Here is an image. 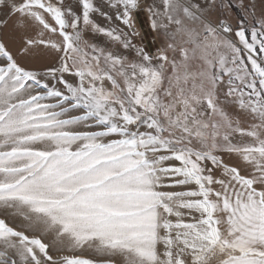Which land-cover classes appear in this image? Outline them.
Returning <instances> with one entry per match:
<instances>
[{
	"label": "snow or ice",
	"instance_id": "6c2138e0",
	"mask_svg": "<svg viewBox=\"0 0 264 264\" xmlns=\"http://www.w3.org/2000/svg\"><path fill=\"white\" fill-rule=\"evenodd\" d=\"M0 264H264V0H0Z\"/></svg>",
	"mask_w": 264,
	"mask_h": 264
}]
</instances>
